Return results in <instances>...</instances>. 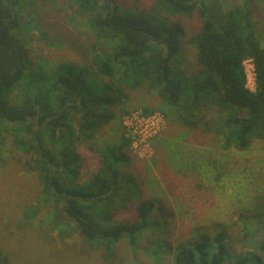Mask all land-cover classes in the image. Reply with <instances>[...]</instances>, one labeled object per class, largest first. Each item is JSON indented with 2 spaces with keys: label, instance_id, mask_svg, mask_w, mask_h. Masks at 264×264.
I'll return each instance as SVG.
<instances>
[{
  "label": "trees",
  "instance_id": "16d2710c",
  "mask_svg": "<svg viewBox=\"0 0 264 264\" xmlns=\"http://www.w3.org/2000/svg\"><path fill=\"white\" fill-rule=\"evenodd\" d=\"M26 1L0 0V144L8 132L14 146L33 157L28 168L38 173L45 201L53 202L56 227L75 224L85 247L102 248L110 258L123 239L136 249L153 224L154 203L137 205L141 192L136 180L118 171V165L130 164L123 146L102 161L88 184L79 181L77 145L116 119L109 109L128 100L126 90L146 84L171 114L148 108L145 113L160 112L193 133L214 131L224 150L245 152L254 140L264 141V29L258 37L253 0H231L235 5L218 19L207 6L189 0H154L142 10L124 9L119 0H68L87 15L97 41L109 42L110 48L96 55L97 73L70 65L50 77L46 72L24 77L32 64L17 32L22 26L19 8ZM196 11L202 27L188 41L197 50V63L188 66L182 58L186 32L180 21ZM248 59L254 63L255 92L247 88ZM18 88L23 103L11 106L10 95ZM212 109L218 117L210 122ZM31 115L39 116L41 126ZM127 206L135 210L134 221L118 223L116 212ZM37 213L34 206L25 216ZM226 240L220 233L179 245L174 264H226ZM259 262L260 257L249 254L237 264Z\"/></svg>",
  "mask_w": 264,
  "mask_h": 264
},
{
  "label": "rangeland",
  "instance_id": "374dc122",
  "mask_svg": "<svg viewBox=\"0 0 264 264\" xmlns=\"http://www.w3.org/2000/svg\"><path fill=\"white\" fill-rule=\"evenodd\" d=\"M189 1L210 8L214 19L235 5L231 0ZM253 1L254 28L261 37L264 0ZM119 2L124 9L134 6L140 10L154 4V0ZM19 12L22 26L17 36L32 64L24 77L36 72H46L50 77V72L70 65L97 73L95 57L101 50L109 49L110 43L97 41L87 15L80 13L76 3L27 0ZM180 23L186 32L183 63L195 66L197 50L188 39L202 27V17L196 11L192 18H182ZM249 86H253L252 82ZM126 92L128 100L109 109L116 119L92 139L82 140L77 152L81 157L79 181L86 185L102 161L123 146L130 164L118 165V171L136 180L141 192L137 205L154 203L150 213L153 224L136 249L123 239L113 255L106 258L104 249L85 247L75 224L57 228L53 202L45 201L38 173L28 168L27 162L33 157L18 150L13 136L6 132L0 144V264H174L179 245L220 233L227 237L230 256L226 264H237L249 254L260 257L259 264H264V141L254 140L245 152L224 150L214 131L193 133L173 120H166L157 136L149 140L148 150L135 152L125 145L123 118L145 108L161 109L167 115L171 112L146 84ZM21 93L18 88L10 95L11 106L23 103L19 100ZM210 111L207 120L211 122L218 115L215 109ZM30 117L41 126L39 116ZM34 206L38 207L37 215L26 218L25 213ZM134 219L133 206L115 214L118 223Z\"/></svg>",
  "mask_w": 264,
  "mask_h": 264
},
{
  "label": "built area",
  "instance_id": "2783aa9c",
  "mask_svg": "<svg viewBox=\"0 0 264 264\" xmlns=\"http://www.w3.org/2000/svg\"><path fill=\"white\" fill-rule=\"evenodd\" d=\"M244 69L247 76V88L251 92L256 91V75L252 59L244 61ZM252 82L253 86H249ZM166 119L160 112L147 114L144 111L131 113L123 118L124 136L130 142L135 152L143 153L148 150V142L153 139Z\"/></svg>",
  "mask_w": 264,
  "mask_h": 264
}]
</instances>
